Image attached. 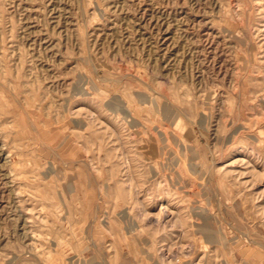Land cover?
I'll list each match as a JSON object with an SVG mask.
<instances>
[{"label": "rangeland", "instance_id": "374dc122", "mask_svg": "<svg viewBox=\"0 0 264 264\" xmlns=\"http://www.w3.org/2000/svg\"><path fill=\"white\" fill-rule=\"evenodd\" d=\"M0 264H264V0H0Z\"/></svg>", "mask_w": 264, "mask_h": 264}]
</instances>
